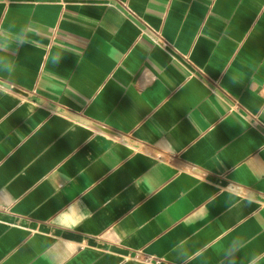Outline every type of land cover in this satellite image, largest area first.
Masks as SVG:
<instances>
[{"label":"crops","instance_id":"1","mask_svg":"<svg viewBox=\"0 0 264 264\" xmlns=\"http://www.w3.org/2000/svg\"><path fill=\"white\" fill-rule=\"evenodd\" d=\"M0 264H264V0H0Z\"/></svg>","mask_w":264,"mask_h":264},{"label":"clouds","instance_id":"2","mask_svg":"<svg viewBox=\"0 0 264 264\" xmlns=\"http://www.w3.org/2000/svg\"><path fill=\"white\" fill-rule=\"evenodd\" d=\"M72 214H73V210H72ZM77 215H80V214H82V213H76ZM63 215V214H62ZM66 215H69V212L68 213H66Z\"/></svg>","mask_w":264,"mask_h":264}]
</instances>
